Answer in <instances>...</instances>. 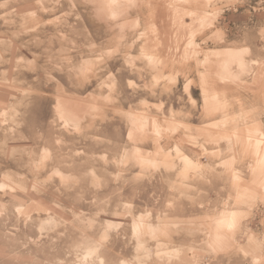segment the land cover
<instances>
[{
  "label": "rangeland",
  "instance_id": "1",
  "mask_svg": "<svg viewBox=\"0 0 264 264\" xmlns=\"http://www.w3.org/2000/svg\"><path fill=\"white\" fill-rule=\"evenodd\" d=\"M0 264H264V0H0Z\"/></svg>",
  "mask_w": 264,
  "mask_h": 264
},
{
  "label": "bare ground",
  "instance_id": "2",
  "mask_svg": "<svg viewBox=\"0 0 264 264\" xmlns=\"http://www.w3.org/2000/svg\"><path fill=\"white\" fill-rule=\"evenodd\" d=\"M228 219V218H227ZM232 219H234L233 217L232 218H230L229 219V221L227 220V222L229 223V222H232L233 220ZM232 224V223H231ZM234 224V223H233Z\"/></svg>",
  "mask_w": 264,
  "mask_h": 264
}]
</instances>
